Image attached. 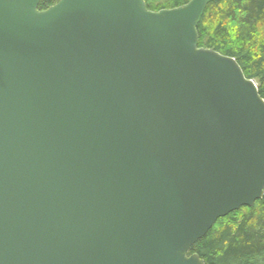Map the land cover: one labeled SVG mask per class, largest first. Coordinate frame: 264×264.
I'll list each match as a JSON object with an SVG mask.
<instances>
[{"label": "water", "instance_id": "obj_1", "mask_svg": "<svg viewBox=\"0 0 264 264\" xmlns=\"http://www.w3.org/2000/svg\"><path fill=\"white\" fill-rule=\"evenodd\" d=\"M209 0H0V264H204L264 193V99L198 47Z\"/></svg>", "mask_w": 264, "mask_h": 264}, {"label": "trees", "instance_id": "obj_2", "mask_svg": "<svg viewBox=\"0 0 264 264\" xmlns=\"http://www.w3.org/2000/svg\"><path fill=\"white\" fill-rule=\"evenodd\" d=\"M59 0H40L45 10ZM189 0H144L146 9H172ZM198 47L235 59L264 99V0H209L197 25ZM204 264H264V193L251 206L218 218L188 254Z\"/></svg>", "mask_w": 264, "mask_h": 264}, {"label": "bare ground", "instance_id": "obj_3", "mask_svg": "<svg viewBox=\"0 0 264 264\" xmlns=\"http://www.w3.org/2000/svg\"><path fill=\"white\" fill-rule=\"evenodd\" d=\"M253 80V79H252ZM255 82V81H254ZM256 83V82H255ZM257 85V84H256ZM258 89V88H257Z\"/></svg>", "mask_w": 264, "mask_h": 264}]
</instances>
